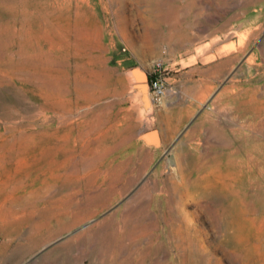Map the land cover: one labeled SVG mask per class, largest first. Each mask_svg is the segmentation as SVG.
<instances>
[{
  "label": "rangeland",
  "instance_id": "rangeland-1",
  "mask_svg": "<svg viewBox=\"0 0 264 264\" xmlns=\"http://www.w3.org/2000/svg\"><path fill=\"white\" fill-rule=\"evenodd\" d=\"M0 264H264V0H0Z\"/></svg>",
  "mask_w": 264,
  "mask_h": 264
},
{
  "label": "water",
  "instance_id": "water-1",
  "mask_svg": "<svg viewBox=\"0 0 264 264\" xmlns=\"http://www.w3.org/2000/svg\"><path fill=\"white\" fill-rule=\"evenodd\" d=\"M132 89L138 93L139 102L141 104L142 109L145 112H148L151 107L150 100L148 98V75L147 73L140 67H133L127 73ZM140 89L145 91V94H142Z\"/></svg>",
  "mask_w": 264,
  "mask_h": 264
},
{
  "label": "built area",
  "instance_id": "built-area-1",
  "mask_svg": "<svg viewBox=\"0 0 264 264\" xmlns=\"http://www.w3.org/2000/svg\"><path fill=\"white\" fill-rule=\"evenodd\" d=\"M163 66L157 64L152 70L151 80L149 81L150 89L154 100H158L165 95L167 92V84L162 78Z\"/></svg>",
  "mask_w": 264,
  "mask_h": 264
},
{
  "label": "trees",
  "instance_id": "trees-1",
  "mask_svg": "<svg viewBox=\"0 0 264 264\" xmlns=\"http://www.w3.org/2000/svg\"><path fill=\"white\" fill-rule=\"evenodd\" d=\"M151 80V76H149V81Z\"/></svg>",
  "mask_w": 264,
  "mask_h": 264
},
{
  "label": "bare ground",
  "instance_id": "bare-ground-1",
  "mask_svg": "<svg viewBox=\"0 0 264 264\" xmlns=\"http://www.w3.org/2000/svg\"><path fill=\"white\" fill-rule=\"evenodd\" d=\"M141 91H144L143 89H141ZM143 93V92H142Z\"/></svg>",
  "mask_w": 264,
  "mask_h": 264
}]
</instances>
